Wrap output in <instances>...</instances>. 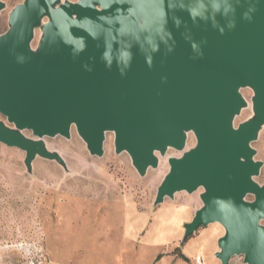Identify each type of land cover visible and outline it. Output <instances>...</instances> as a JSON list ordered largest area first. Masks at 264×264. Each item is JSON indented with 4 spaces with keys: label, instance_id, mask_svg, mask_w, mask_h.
<instances>
[{
    "label": "water",
    "instance_id": "1",
    "mask_svg": "<svg viewBox=\"0 0 264 264\" xmlns=\"http://www.w3.org/2000/svg\"><path fill=\"white\" fill-rule=\"evenodd\" d=\"M8 24L0 144L24 150L29 172L38 156L67 169L45 137L70 138L73 126L94 156L113 132L141 176L176 149L155 205L203 188L183 241L218 222L221 264H264V162L253 146L264 128V0H23Z\"/></svg>",
    "mask_w": 264,
    "mask_h": 264
},
{
    "label": "rangeland",
    "instance_id": "2",
    "mask_svg": "<svg viewBox=\"0 0 264 264\" xmlns=\"http://www.w3.org/2000/svg\"><path fill=\"white\" fill-rule=\"evenodd\" d=\"M3 1L0 33L9 28V13L23 0ZM40 35L38 28L34 47ZM242 92L251 101L252 90ZM250 116L252 108H245L236 124ZM0 118L5 119L1 113ZM114 137L107 133L103 156L90 154L75 126L70 138L45 137L48 148L65 158L67 169L38 156L31 172L24 150L0 144V264H171L164 257L175 260L181 251L186 259L174 264H194L197 253L206 264L218 262L216 249L225 232L220 223L201 226L183 241L185 224L202 206L203 188L178 192L155 205L168 157L182 152L170 148L157 168L141 176L127 152L116 153ZM195 143L190 133L187 149ZM253 146L264 162V128ZM256 179L264 183V165Z\"/></svg>",
    "mask_w": 264,
    "mask_h": 264
},
{
    "label": "crops",
    "instance_id": "3",
    "mask_svg": "<svg viewBox=\"0 0 264 264\" xmlns=\"http://www.w3.org/2000/svg\"><path fill=\"white\" fill-rule=\"evenodd\" d=\"M219 249V248H218ZM218 249H216L217 251H218ZM181 253H183V251H181ZM184 254V253H183ZM198 256H201V254L200 253H197L196 254V258L198 257ZM180 258H182V257H180V256H178L175 260H174V258H170L169 256L167 257V256H165L164 257V259H169L170 260V262H171V264H174L176 261H178V259H180ZM218 259V258H217ZM162 259H160L159 261H161ZM209 261V264H221V262H220V260L218 259L217 261V263H215V262H213V261H211V260H208ZM178 264V263H177ZM194 264H198L197 263V261H196V259H195V263ZM202 264H206L205 263V260L203 261V263ZM229 264H246V263H244V261H243V258L241 257V256H235V257H233L231 260H230V262H229Z\"/></svg>",
    "mask_w": 264,
    "mask_h": 264
},
{
    "label": "built area",
    "instance_id": "4",
    "mask_svg": "<svg viewBox=\"0 0 264 264\" xmlns=\"http://www.w3.org/2000/svg\"><path fill=\"white\" fill-rule=\"evenodd\" d=\"M196 261H197L198 264H202L204 260H203V258L201 256H198L196 258Z\"/></svg>",
    "mask_w": 264,
    "mask_h": 264
},
{
    "label": "trees",
    "instance_id": "5",
    "mask_svg": "<svg viewBox=\"0 0 264 264\" xmlns=\"http://www.w3.org/2000/svg\"><path fill=\"white\" fill-rule=\"evenodd\" d=\"M178 256H180V257L186 259V256H185L183 253H178ZM159 257H161V255H159L157 258L159 259Z\"/></svg>",
    "mask_w": 264,
    "mask_h": 264
}]
</instances>
